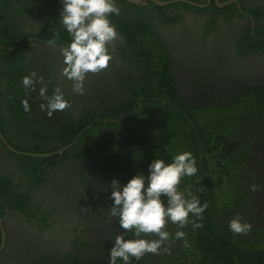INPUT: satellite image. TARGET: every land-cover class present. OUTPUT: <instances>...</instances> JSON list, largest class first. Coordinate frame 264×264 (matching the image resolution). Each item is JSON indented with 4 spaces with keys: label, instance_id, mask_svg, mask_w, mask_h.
Returning a JSON list of instances; mask_svg holds the SVG:
<instances>
[{
    "label": "flooded vegetation",
    "instance_id": "af4514ba",
    "mask_svg": "<svg viewBox=\"0 0 264 264\" xmlns=\"http://www.w3.org/2000/svg\"><path fill=\"white\" fill-rule=\"evenodd\" d=\"M115 3L112 59L86 76L80 95L62 75L60 47L71 38L60 22L61 0H0V186L8 189L0 193V264H110L112 240L124 231L108 218L111 181L147 176L154 158L170 163L190 147V130L200 146L186 111L199 110L201 129L212 126L208 136L229 161L238 153L241 173L233 176L260 199L255 218L262 211L264 0ZM33 71L48 95L59 87L71 107L51 118L41 111L42 85L26 92L21 83ZM210 107L217 109L212 117ZM128 130L154 137L153 147L122 146Z\"/></svg>",
    "mask_w": 264,
    "mask_h": 264
},
{
    "label": "clouds",
    "instance_id": "9594fccd",
    "mask_svg": "<svg viewBox=\"0 0 264 264\" xmlns=\"http://www.w3.org/2000/svg\"><path fill=\"white\" fill-rule=\"evenodd\" d=\"M61 3L63 8L59 16L60 22L71 38L68 44L60 47L64 58L62 75L72 82L73 92L83 95L86 76L106 69L112 59L108 45L116 39L117 32L108 17L112 14L118 15L119 8L115 0H61ZM49 43L56 44L57 41L53 39ZM21 83L26 92L35 91L36 83L42 85L39 96L45 102L40 104V109L46 111L49 118L54 112L71 107L59 87L48 95L44 78L35 71L22 77ZM22 105L25 112L30 111L27 99L22 101ZM148 168L147 176L138 173L126 184H121L116 179L111 181L110 199L114 203L108 211V218L115 219L124 231L112 240L113 247L109 250L110 264H117L118 259L123 264H131L133 258L139 261L146 254H171L170 246L163 247L166 241L172 239L166 230L169 222L181 229L189 223L193 229L202 226L197 220H203L208 203L205 201L201 205L199 197L190 190H179L183 177L196 176L198 173L192 153L186 151L176 154L170 163L154 158ZM257 187L251 186L253 191ZM162 197L167 199L166 205ZM190 214L195 219L190 221ZM228 227L234 234L246 235L252 226L242 222L237 214L229 221ZM126 232L133 233V238L126 239ZM147 236L158 238H144ZM175 239L184 240L185 246H188L183 231L177 230Z\"/></svg>",
    "mask_w": 264,
    "mask_h": 264
},
{
    "label": "trees",
    "instance_id": "16d2710c",
    "mask_svg": "<svg viewBox=\"0 0 264 264\" xmlns=\"http://www.w3.org/2000/svg\"><path fill=\"white\" fill-rule=\"evenodd\" d=\"M0 44L2 41L0 40ZM17 50L8 52L9 57H15ZM4 72L2 73V75ZM149 97H160L157 93H147ZM167 106V105H166ZM187 107L183 106L185 110ZM186 113L193 119L196 128L199 132L200 146H198L197 136L190 130L187 134L189 139V148H180V153L191 152L196 160L198 168V176L188 178L183 177L179 190H190L193 195L199 197L201 205L206 201L208 208L203 213V220H197V223L202 224L201 227L193 229L191 223L184 228H178V225L169 222L166 225V230L171 234L172 239L166 241L163 247H171V254L153 255L146 254L140 262L133 259L131 264H264V205L262 211L255 218L254 203H260V199L256 200L245 192L247 186L238 183L233 174L241 173L239 169L238 153L233 151L234 157L229 161L226 154H221L222 146L217 144L214 139L208 136L212 132V126L206 128L205 132L201 129L200 124L203 123L202 116H198L199 110ZM217 113V109L210 107L206 115L211 117ZM183 122L182 118H180ZM188 127V126H187ZM189 128V127H188ZM236 124L233 126L236 129ZM204 133V137H203ZM154 137L152 136H136L128 130L125 138L120 140V144L124 147H133L138 149L149 145L153 147ZM203 155L202 163L200 162V153ZM129 162L137 165V162L128 158ZM129 163V164H130ZM201 168L199 170V165ZM223 163L226 165L224 169L220 166ZM126 166V165H125ZM225 170L230 172L231 179L226 184L224 179ZM229 175V173H228ZM198 179V180H196ZM7 181V180H6ZM220 183L219 185L217 183ZM6 182L0 186V193H7L8 189L5 186ZM226 184V192H222V186ZM5 186V187H4ZM164 199L165 205L167 199ZM14 207L22 211L21 206L16 202ZM239 214L242 222L251 224V231L246 235L234 234L228 227L229 221ZM195 217L189 216V220ZM183 231L186 234L187 247L184 240L175 239V232ZM128 239L133 238V233H128ZM146 239H157L155 236L144 237ZM109 253V251H108ZM117 264H123L121 260H117Z\"/></svg>",
    "mask_w": 264,
    "mask_h": 264
}]
</instances>
